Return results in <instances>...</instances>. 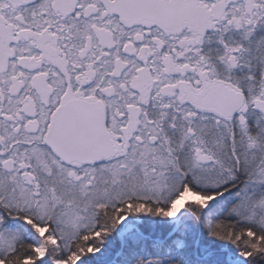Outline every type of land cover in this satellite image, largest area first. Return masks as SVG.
Wrapping results in <instances>:
<instances>
[{"label": "snow or ice", "instance_id": "obj_1", "mask_svg": "<svg viewBox=\"0 0 264 264\" xmlns=\"http://www.w3.org/2000/svg\"><path fill=\"white\" fill-rule=\"evenodd\" d=\"M0 264H264V0H0Z\"/></svg>", "mask_w": 264, "mask_h": 264}]
</instances>
